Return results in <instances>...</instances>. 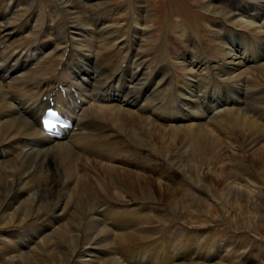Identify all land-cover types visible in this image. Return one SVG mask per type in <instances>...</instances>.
Returning a JSON list of instances; mask_svg holds the SVG:
<instances>
[{"label":"bare ground","instance_id":"6f19581e","mask_svg":"<svg viewBox=\"0 0 264 264\" xmlns=\"http://www.w3.org/2000/svg\"><path fill=\"white\" fill-rule=\"evenodd\" d=\"M26 1L0 0V45L4 44L0 49V243L3 242L10 246V250L13 249V253L4 258L0 255L2 258L0 262L142 264L139 258L146 255L149 259H141L150 264L153 250L148 251L144 244L136 242V238L126 237L125 243L131 241L129 244L131 250L124 251L126 248L123 245L122 230L119 234L122 244H118L117 241L109 242L111 237L109 228L117 232L120 226L117 227L113 221L120 223L130 219L129 216H115L118 213L131 214L133 207L130 209L115 207L108 223L112 201L98 198L93 201V207L86 212L81 208L83 210L81 215L87 219V223L91 222L92 226L78 233V230L69 231L67 226L57 227L63 224L67 217V213L63 211L65 212L63 214L61 211L63 199L53 203L48 198L47 191L38 192L35 186L30 195L28 189L24 187L27 178L28 180L32 177L41 178L43 173L48 176L53 173L69 174L70 170L77 172L73 156L76 159L78 156L73 154V146L78 143L79 139L76 137L78 133L69 132L62 139H51L42 133L40 112L49 106L43 96L45 95L47 99L50 92L55 90L56 103L74 120L75 125L83 129L89 128L95 122L104 123L103 126L96 125L95 129L105 135H114L115 132L112 131L114 125L132 133L135 130L128 121L134 123L135 120L143 125L145 119L148 121L151 119L158 122L162 129L169 126L171 132L179 134L186 141L187 147L193 148L191 154L207 148H212V151L218 146L223 148L218 137L219 135L225 137L226 132L219 130L217 128L219 125L229 130L228 136L234 132L242 135L248 142L249 159L255 164L260 163L262 167L264 117L261 115V108L264 107V87L254 83L255 80L253 82L249 76L256 70L264 77V0H219L222 4H225L224 1L228 3L223 12L216 11L214 5L204 1L203 11L206 13L214 11L211 16L217 15L219 20H213L215 23L212 33H207L206 37L202 38L204 44L200 41L199 32L202 29L199 27H197L199 32L196 31L199 35L194 31L190 34L182 33V42L185 40L186 44L183 48L175 47L169 51L171 54L168 59L171 64L173 62V68L167 58L158 61L154 66L153 60L160 56L163 50L153 49V58L147 54L146 49L151 43L149 39L151 35L146 34L144 28L135 26L138 22L131 24L133 19L130 18L131 15L125 14L128 17L123 18V22L118 19L121 25H117V21L113 22L112 15L120 18L122 12H119L120 10L103 12L101 9L107 7L109 2L49 0L51 2L45 12L50 20L40 27L43 23V12L36 5L38 0H30V3ZM137 6L138 8L131 6L133 12L143 11L142 5ZM81 10L86 14L87 20L80 16ZM138 15L143 19L145 12ZM38 16L42 18L40 25ZM52 19L55 22L51 23ZM37 30H42L43 37L36 41L31 40ZM23 31L30 33L31 41L23 44L21 43L25 38L20 42L12 41ZM45 36L51 40L44 41ZM248 42H254V47ZM112 43L114 46L109 48L110 51L102 50L106 44ZM208 44L211 46L209 52ZM182 49L183 51H180ZM125 61L126 65L122 69ZM73 66L81 75L71 71ZM178 68H181V73L178 72ZM147 79L148 88L152 83L154 86L149 96L140 103L138 90ZM59 86L66 91L64 98L56 91ZM250 90L260 92L248 99L247 92ZM19 99L21 101L17 103ZM77 99H80L79 103ZM101 101H107V104H101ZM169 101L181 108L182 113H165L164 109ZM190 104L207 105L208 112L212 113L215 107L222 105L224 113L219 118L225 117L226 121L220 119L223 122L215 124L214 120L217 122L219 118L209 120L204 112L192 110ZM239 107L243 113L235 111L239 110ZM246 111H250L251 115L246 114ZM186 120L196 122L164 123ZM80 135L82 139L86 138V134ZM108 148L103 154V159L115 162L110 153L108 156V152L112 150ZM222 148L218 149L219 155L228 151ZM97 152L96 155L99 156L101 153ZM237 166L239 164L235 167ZM102 169L107 172L111 170V166L104 164ZM249 173L250 171L242 167L241 171L239 169L234 172L237 176L233 178L234 180L242 178L247 182L246 178L252 177ZM132 175L126 173L123 176L131 185L138 177ZM217 177L214 178L221 180ZM259 177L264 179L263 176ZM221 178L224 180L228 177L222 174ZM234 180L230 181L229 192L236 196H245L243 189L248 188L249 184L241 185ZM73 181L68 180L64 183L70 185ZM83 182L78 181L79 188L84 186ZM59 184L50 182V188L57 190ZM85 197V204L88 205L91 202L88 192ZM43 200L45 203H42ZM48 214L52 217H47ZM41 223H45V226L42 227ZM197 230L201 232V229ZM33 245H35L33 250L36 249L38 252H35L44 255V258H37L26 252ZM118 247L121 253L117 251ZM137 248L144 250L146 254ZM215 251L207 252L209 254L206 256L203 251L194 258H208L209 264L229 263L224 250ZM185 254L187 253L177 252V255H173L175 262L172 264H196L190 261L192 258L185 260L186 262H177L187 259L181 258Z\"/></svg>","mask_w":264,"mask_h":264},{"label":"rangeland","instance_id":"374dc122","mask_svg":"<svg viewBox=\"0 0 264 264\" xmlns=\"http://www.w3.org/2000/svg\"><path fill=\"white\" fill-rule=\"evenodd\" d=\"M204 1L214 5L218 12H223L224 9H226V5H228L225 1L223 2L225 4H220L219 0H104L103 2H109V5L107 7L102 6L103 8L101 10L105 13L112 10H120L119 12H122L120 18H118L117 15H112L113 22L118 19H125L127 15H131L130 18H133L134 16L132 21L139 23L135 26H138L141 29L144 28L143 31H145L146 34L151 35V37H149L151 43L148 45L149 47L146 49V53L153 58V49H157L158 51L163 50L165 40L166 42L171 41V49H175V47H179V49L183 48V45L186 44V42L185 40L182 42V33L190 34L194 30L197 31V27L202 29L200 32L198 30V32L200 34V41L204 44L202 38H205L207 33H212L211 30L215 23L213 20H219L217 15L216 17L215 15L211 16L214 11L208 13L203 11ZM50 2L51 1L49 0H38V3L36 4L39 6L41 12H43V23L40 27H42L43 24L48 23V20H50L45 12L49 7ZM137 5H142L143 11L133 12L134 9H132L131 6H136L138 8ZM144 12L145 17L141 19L138 13L140 14ZM80 13L82 18L87 17L82 10ZM123 21L124 20H122V22ZM41 22L42 18L38 16V25H40ZM53 22H55L54 19L51 20V23ZM116 23L117 25H121L119 21ZM196 31L194 32L198 34ZM160 34L162 40L158 42ZM26 35L27 32H23L17 36L14 41L20 42ZM165 35L168 37L165 38ZM48 39L51 40V38ZM112 46H114L113 43L112 45L106 44L104 46L105 49H101L107 52L110 51L109 48ZM207 48H209L207 50L209 52L211 46L208 44ZM207 51L205 49L206 53H208ZM168 61L170 62L169 59ZM178 72H182L181 68H178ZM249 78L253 82L255 80L254 83L257 85L264 87V77L260 76L256 70L251 72ZM220 119L226 121V118L224 117L219 118L217 122L214 120V123L217 124L218 122H223L220 121ZM134 123L139 125L140 131L133 125L132 129L135 131L132 132L126 145L120 147L122 149L120 155H123V159L120 162L112 161L108 164L111 166L110 171L106 172L102 169V166L107 164L103 159V154L106 149H109L108 147H104L97 152L99 153L100 151L101 153V151H103V153L99 155L101 159L96 157V160H93L92 162L90 160L86 161L93 172L92 175L88 174L87 170L81 166V160L76 159V157L73 156L74 161H76L75 163L77 164V172H72L70 170V175L68 173L61 175L53 173L52 175L49 174L46 176L41 170L43 173L42 177H32L30 180L27 178V183L24 184V187L28 189L30 195H32L35 186V189L37 188L38 192L47 191L48 198L53 203L63 199V208H65H61V211L63 214L66 212L67 217L63 224H60L57 227H60L61 225L63 227L67 226L66 228L69 231L75 230L74 232H77L78 230V233L83 232V230H88L89 227L92 226V223H87V219L81 215L83 212L81 208L86 212V210L93 207V201L98 198L112 201V207L108 213V223H110V216L115 209L114 204H123L122 207L118 205L119 209H128L127 207L130 209L133 207L132 209L134 210L131 214L118 213V215L115 216H129L130 219L127 221H120V223L119 221H113L117 227L120 226L118 228L119 231L117 232H114L109 228L111 231L109 242L112 243L117 241L118 244H122V240L119 239L120 230H122L124 235L123 245L126 248L124 251L131 250V247L129 246L131 241L125 243L126 237L136 238V242L144 244L148 251L153 250L150 264H172L175 262L174 257H172L173 255L170 254L171 247H174L175 250L177 249L176 252L187 253L181 257L187 259L177 260V262L180 263L196 257L197 254L200 255L203 251H205L206 256L209 254L207 252L213 250L212 246L216 245V250H218L220 249L219 247L221 244H224V247L221 250H224L225 257L229 259V263L227 264H264V179L259 177H264V165L261 167L260 163L255 164L249 159V149L247 148L248 142H246L245 138L237 132L231 133L230 136H228L229 130L218 125L217 128L219 130L226 132L225 137H218V139L221 140L220 142L223 144V148L228 150L227 153L219 155L218 149L222 147L218 146L214 151L211 150L212 148H207L202 151H199L201 150L199 149L197 150L199 152L191 154L193 148L187 147L186 141L183 140L179 134L171 132L172 130L169 126L162 129L157 124L158 122H154L151 119L150 121L145 119L143 125L137 120H135ZM125 131L127 130L125 129ZM235 136L243 142L244 152H242L237 145L238 142L236 143ZM136 143H139L140 145L134 146ZM251 146H253V143ZM109 153L111 154V157L113 155H116L114 157L119 155V153H115L113 150H110L108 154ZM73 154L75 153L73 152ZM110 154L108 156H110ZM133 158L134 160L143 162L134 166L132 162ZM49 164H51V162ZM238 164L239 166L235 167ZM242 167L250 171L249 174L254 177L246 178L248 183L242 178L235 180L233 178V176H237L234 172L239 169L241 171ZM123 172L124 174H122ZM126 173L135 176L138 175V177L132 182V185L125 180V177H123ZM222 174L228 178L223 180L221 178ZM68 176L70 177L68 178ZM214 177L220 178L221 180L218 181ZM79 179L84 181V186H80V188L78 185V181H80ZM68 180H74V183L72 182L70 185L64 183ZM232 180L239 182L241 185L249 184L248 188L245 187V189H243L245 190V192L243 191L245 196L240 197L229 192L228 187L231 185L230 181ZM50 182H54V184L60 183L57 190L50 188ZM81 187L83 189H81ZM77 190L80 194H78ZM81 190L84 191L82 192ZM87 192L91 197V202L88 205H86L84 201ZM42 203H45V201L43 200ZM106 204H108V202H106ZM139 206L142 207V210H139V213L137 214L136 208L140 209L141 207ZM68 210L70 212H68ZM61 211H59L60 214H62ZM56 214L57 213H55V217H57ZM143 217H147L146 224L140 225V221ZM190 226H193L194 228L191 232L186 229L190 228ZM169 227H176L181 231L183 236L177 237L176 235L179 233H175L172 236L173 238L168 239L165 251L159 250L157 247L147 248L148 245L152 243L150 241L153 238H161L160 234L155 235L160 229ZM197 229H201V232ZM185 230L187 234L195 233L192 244L191 240H189L190 236L187 234L185 236ZM113 237H115L114 240ZM184 237L186 243L184 242ZM51 240L54 241L53 238H51ZM203 243L208 245L207 247L210 251L207 249H201L194 253L195 245L202 248ZM0 244V255L2 258L13 253V249L10 250L9 245L6 246L3 242ZM35 245L32 246L33 248L31 247L32 249L30 248L26 252L35 255L37 258H44V255L35 252L37 251L36 249L33 250ZM180 245L182 246L180 247ZM52 247H54L53 244ZM227 248H229V250H227ZM25 250L26 249H24V251ZM117 251L121 253L120 247L117 248ZM140 251L146 254L144 250ZM166 252H169V254L167 253V255ZM161 255L163 258L161 261L154 259ZM2 258L0 257V259ZM196 260H199L200 263H205L202 259L196 258ZM205 260H207V264H209V259L206 258ZM0 264H5V262H0ZM33 264H35V262H33Z\"/></svg>","mask_w":264,"mask_h":264}]
</instances>
